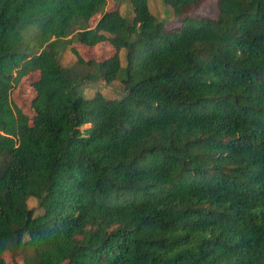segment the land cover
<instances>
[{
    "label": "trees",
    "instance_id": "16d2710c",
    "mask_svg": "<svg viewBox=\"0 0 264 264\" xmlns=\"http://www.w3.org/2000/svg\"><path fill=\"white\" fill-rule=\"evenodd\" d=\"M116 1L0 0V264H264V0Z\"/></svg>",
    "mask_w": 264,
    "mask_h": 264
},
{
    "label": "rangeland",
    "instance_id": "374dc122",
    "mask_svg": "<svg viewBox=\"0 0 264 264\" xmlns=\"http://www.w3.org/2000/svg\"><path fill=\"white\" fill-rule=\"evenodd\" d=\"M119 3L116 0H108L107 8L113 9L116 8ZM149 6L152 13L161 21H166L165 24L167 27L179 26L181 24V18L175 17L171 19L170 7L165 5L162 0H149ZM120 11L126 17L131 18L132 10L128 2L124 1L120 4ZM216 13V1L215 0H205L198 7H195L191 14L193 15H209L214 16ZM99 17V14L93 16L90 20V23L93 24ZM25 36L27 33L24 31ZM79 53L84 59H95L101 60L110 56L114 52V48L108 44V42H99V44L94 47H89L84 44L78 43L76 45ZM122 69L119 73V78L111 83H106L104 80L97 79L95 82H90L80 87L78 91L85 97H91L96 91H100L105 97L120 99L124 95V88L121 82L123 78V67L125 66V51L122 49L119 52ZM61 64L63 66H69L75 62L74 55L66 50L62 53L60 58ZM37 73L30 74L24 78L17 87H15L11 93V98L13 102L26 114L31 115L30 102L35 95V89L32 82L37 78ZM91 125H85L82 128L88 129ZM30 207H36L34 200L30 199L28 201ZM37 211V209L35 210ZM4 258L9 264H23L21 255H13L11 252H4Z\"/></svg>",
    "mask_w": 264,
    "mask_h": 264
}]
</instances>
